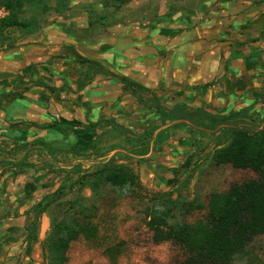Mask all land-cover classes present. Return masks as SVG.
<instances>
[{
  "label": "crops",
  "instance_id": "0c3cea01",
  "mask_svg": "<svg viewBox=\"0 0 264 264\" xmlns=\"http://www.w3.org/2000/svg\"><path fill=\"white\" fill-rule=\"evenodd\" d=\"M123 7L101 28H83V16L68 14L50 22L28 49L0 53V81L62 56L67 64H46L52 77L37 79L59 90L32 86L52 94L51 107L59 97L62 128L91 127L94 146H111L107 161L124 153L116 162L155 192L179 174L200 175L230 130H264V0H127ZM27 92L16 93L26 100ZM74 136L69 153L79 158L76 141L89 135Z\"/></svg>",
  "mask_w": 264,
  "mask_h": 264
},
{
  "label": "rangeland",
  "instance_id": "374dc122",
  "mask_svg": "<svg viewBox=\"0 0 264 264\" xmlns=\"http://www.w3.org/2000/svg\"><path fill=\"white\" fill-rule=\"evenodd\" d=\"M126 1L67 0V12L62 14L55 12V0H35L16 12V18L28 25V29L0 31V53L28 49L30 39L39 35L42 28L67 14L83 16V28H101L109 16H120ZM99 5L103 10L97 11ZM62 59V56H54L47 61L31 63L27 72L21 70L0 81V264H43L41 243L49 232L50 219L55 217L75 218L81 224L89 220L97 229L93 239L87 240L80 234L71 242L66 264H182L186 252L174 242L162 240L168 230L179 224L205 221L207 204L213 194L224 193L231 185L241 184L257 175L251 170L232 166L216 171L212 169V163L200 175L190 173L184 177L179 174L155 192L152 191L154 188L150 191L144 187L137 176L135 187L106 185L94 194L83 189L85 213L79 209L64 212L62 204L75 195V189L70 188L75 178L73 167L80 164L84 168H93L107 162L111 146L104 143L94 146L91 142L79 158L69 153L75 144L77 124L62 128L59 97L54 98L57 106L51 107L48 103H51L52 94L37 90L31 84L37 79L52 77L46 64H67L62 63ZM76 61L71 59L68 64L78 73L80 68ZM24 88L30 91L23 96L26 100H20L21 94L16 92ZM33 96L40 99L31 98ZM14 104L17 111H11ZM112 156L115 162L128 158L122 152ZM185 164L186 167L191 165L190 161ZM26 184L33 186L27 189V195ZM156 184L160 185L159 182ZM60 187L68 188V191L60 200H55L51 196ZM51 199L61 207L51 205ZM39 202L49 203V206L39 219L38 242L26 257V213ZM233 264H264V235L256 236L234 258Z\"/></svg>",
  "mask_w": 264,
  "mask_h": 264
},
{
  "label": "trees",
  "instance_id": "16d2710c",
  "mask_svg": "<svg viewBox=\"0 0 264 264\" xmlns=\"http://www.w3.org/2000/svg\"><path fill=\"white\" fill-rule=\"evenodd\" d=\"M33 1L35 0H0V8L8 11V16L0 21V31L9 28L28 29V25L16 18V12ZM66 1L55 0V12H65ZM80 62L99 67V64L93 61ZM30 67L31 65L25 67L23 72H27ZM121 81L125 87L133 85L124 79ZM31 83L36 86L43 84L38 80ZM42 86L51 93L59 90L44 84ZM24 89L22 92L29 90ZM76 131V136L87 134L90 137L87 141L77 139L73 149L76 151L75 154L79 155L88 150L86 147L93 142L94 131L91 127ZM229 132V140L214 152L213 164L216 166L229 164L235 169L251 170L257 177L241 184H233L224 193L213 194L207 204L205 221H198L192 225L179 224L168 230L162 240H170L186 252L182 264H233L234 258L256 236L264 235V130L249 132L240 127ZM73 170L75 178L70 188L75 189V195L62 204L64 212L79 209L82 214L85 213V198L81 195L85 188L94 194L106 185L122 188L126 185L135 187L138 183L137 175L130 168L113 159L89 171L82 170L81 167ZM29 187H33L32 184L25 185L26 195ZM66 191L68 188L60 187L51 197L60 200ZM52 200L51 205L61 207V204ZM48 206L49 203L39 202L26 213L24 228L26 257L30 256L33 245L38 242L39 219L47 212ZM86 221L85 224H81L75 218L70 220L51 218L49 232L41 243L43 264H66L70 244L78 235L82 234L87 240L96 237V227L89 220Z\"/></svg>",
  "mask_w": 264,
  "mask_h": 264
},
{
  "label": "built area",
  "instance_id": "2783aa9c",
  "mask_svg": "<svg viewBox=\"0 0 264 264\" xmlns=\"http://www.w3.org/2000/svg\"><path fill=\"white\" fill-rule=\"evenodd\" d=\"M7 10L0 8V21L7 15Z\"/></svg>",
  "mask_w": 264,
  "mask_h": 264
}]
</instances>
